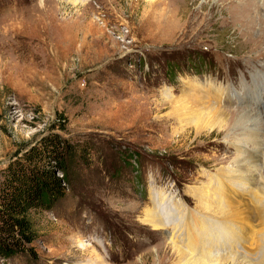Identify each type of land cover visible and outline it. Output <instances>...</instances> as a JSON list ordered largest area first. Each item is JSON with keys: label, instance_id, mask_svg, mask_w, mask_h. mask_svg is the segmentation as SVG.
<instances>
[{"label": "rangeland", "instance_id": "obj_1", "mask_svg": "<svg viewBox=\"0 0 264 264\" xmlns=\"http://www.w3.org/2000/svg\"><path fill=\"white\" fill-rule=\"evenodd\" d=\"M255 1L264 6L243 5ZM241 2L0 0V170L51 133L95 149L58 205L34 214L36 255L0 264H169L173 230L140 222L154 207L149 187L194 213L188 186L232 166L238 151L217 129L174 136L162 93L222 85V108L264 114V29L250 28Z\"/></svg>", "mask_w": 264, "mask_h": 264}, {"label": "bare ground", "instance_id": "obj_2", "mask_svg": "<svg viewBox=\"0 0 264 264\" xmlns=\"http://www.w3.org/2000/svg\"><path fill=\"white\" fill-rule=\"evenodd\" d=\"M67 1L76 5L88 0ZM240 1L244 6L239 5L242 9L240 13L247 14L250 28L264 29V6H259L262 4L256 1L243 5L244 0ZM8 11L15 10L9 8ZM199 84L187 83L179 96L173 90H165L162 102L168 107V112L163 118L172 122L171 131L174 136L185 137L189 129H192L197 139L205 132L217 129L227 142L234 145L238 154L232 166L223 168L226 170L217 171L215 176H207V180L198 179V186H188L187 194L196 201L194 213H186L182 209L179 201L184 202L186 207L189 205L184 200L177 201L174 198L177 195L168 194L172 197L167 199L162 196V190L151 185L149 202L154 207H145L140 211V222L161 236L167 234L166 228L174 231L173 239L170 240L173 231L170 238H167L173 253L169 264H264V190L262 193L254 191L263 156L260 131L264 126V114L251 110V107L244 111H227L222 108L223 103L219 100L225 93V87L222 89V85L215 84V88L209 83ZM246 87L249 88L247 84ZM242 100L247 101L248 98L244 96ZM230 116L235 117L231 119ZM261 181H264V176L260 177ZM153 190L161 193L152 195ZM226 231L228 234H225ZM177 238L182 240L180 243H187L189 250L184 247L185 244H179ZM221 239H225L223 243ZM208 240L217 242L216 248L227 247L229 243L232 247L229 251H211ZM239 244L241 251L236 248Z\"/></svg>", "mask_w": 264, "mask_h": 264}, {"label": "trees", "instance_id": "obj_3", "mask_svg": "<svg viewBox=\"0 0 264 264\" xmlns=\"http://www.w3.org/2000/svg\"><path fill=\"white\" fill-rule=\"evenodd\" d=\"M94 150L51 133L0 170V263L23 254L36 255L32 245L39 235L34 214L58 205Z\"/></svg>", "mask_w": 264, "mask_h": 264}]
</instances>
